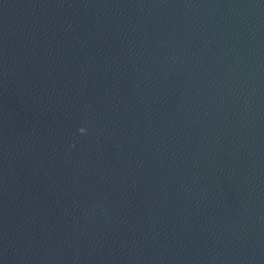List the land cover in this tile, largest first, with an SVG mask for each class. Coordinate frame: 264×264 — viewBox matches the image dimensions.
Instances as JSON below:
<instances>
[{
  "label": "water",
  "instance_id": "obj_1",
  "mask_svg": "<svg viewBox=\"0 0 264 264\" xmlns=\"http://www.w3.org/2000/svg\"><path fill=\"white\" fill-rule=\"evenodd\" d=\"M0 264H264V0H0Z\"/></svg>",
  "mask_w": 264,
  "mask_h": 264
},
{
  "label": "clouds",
  "instance_id": "obj_2",
  "mask_svg": "<svg viewBox=\"0 0 264 264\" xmlns=\"http://www.w3.org/2000/svg\"><path fill=\"white\" fill-rule=\"evenodd\" d=\"M83 131H84V130H83V129H81V130H80V133H81V134H83Z\"/></svg>",
  "mask_w": 264,
  "mask_h": 264
}]
</instances>
